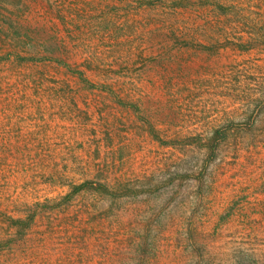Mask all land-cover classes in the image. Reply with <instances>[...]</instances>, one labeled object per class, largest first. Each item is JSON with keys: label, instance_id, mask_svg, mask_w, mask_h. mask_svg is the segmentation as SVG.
<instances>
[{"label": "rangeland", "instance_id": "rangeland-1", "mask_svg": "<svg viewBox=\"0 0 264 264\" xmlns=\"http://www.w3.org/2000/svg\"><path fill=\"white\" fill-rule=\"evenodd\" d=\"M14 2L13 13H26L22 54L61 60L0 66V199L14 212L25 201L48 211L68 182L95 174L139 176L147 190L119 201L85 194L41 211L18 246L0 250V264H264V4L243 20L212 6L171 11L136 0ZM8 96L18 107L1 109ZM144 118L165 140L257 121L252 133H229L196 183L169 176L197 174L205 153L162 147ZM187 218L201 232L198 262ZM139 236L149 244L140 261ZM0 237H8L1 218Z\"/></svg>", "mask_w": 264, "mask_h": 264}, {"label": "trees", "instance_id": "trees-1", "mask_svg": "<svg viewBox=\"0 0 264 264\" xmlns=\"http://www.w3.org/2000/svg\"><path fill=\"white\" fill-rule=\"evenodd\" d=\"M20 1V0H17ZM143 7L149 8H169L171 11H176L178 9H186L191 6H203V7H214L221 10V13L231 14L233 13L237 17H241L244 20L245 15L253 12L252 7L257 5L258 7L264 4V0H136ZM0 66H7L10 63L20 65L23 63L36 64L37 62H47L50 60L60 61L61 58L54 54L52 56H36V55H25L22 54L20 47L24 44L25 37L22 36L21 32V20L23 17L26 18V13L23 14H15L12 12L13 4L15 5L14 0H0ZM248 5V6H244ZM239 9V12H238ZM240 13V15H239ZM259 12H255L257 14ZM257 20H260L262 17L257 14ZM185 45L187 42H183ZM248 45H243L242 50H250L253 48V43L251 40L248 41ZM188 45V44H187ZM186 45V46H187ZM264 49V36L260 39L257 44ZM64 65H70L65 61H62ZM71 66V65H70ZM71 69L70 67H67ZM71 73L76 76L81 83L85 84L88 88H99L100 90L107 91L114 98L121 97L118 93H116L110 85L106 86L105 84H95L90 82L83 70H75ZM30 78L27 79L29 83ZM9 97V102L3 103L1 109H12L16 108L17 102L16 98ZM121 103V102H120ZM126 103V102H122ZM128 104V103H127ZM131 110L136 113H139V108L137 105L130 104ZM127 107V106H125ZM145 124L147 125V131H149L152 139L156 140L162 147L165 148H176L179 150L187 149V148H196L201 152L205 153L203 163L200 165V171L193 175L188 172L185 168L179 169L177 172L173 173V176H169V181L174 182L177 178L187 179L188 177L192 178L196 183L202 181L203 174L208 166L215 161L218 157L219 152L223 144L227 143L229 140V133L234 131H243V133L254 132L255 130V122L257 120L252 119H244L243 121H236L234 119H230L224 125L217 126L216 128L199 132L196 134L189 135H178L172 136L165 140L158 134V130H156L154 124H152L149 120L144 118ZM9 143V141H8ZM16 143V142H15ZM240 145H245L247 141L244 137L241 138L238 142ZM7 142L4 143V147ZM246 147H250L249 144H246ZM247 148H244V150ZM3 156L2 149L0 148V181H2V175L6 174V169L1 162V157ZM203 169V170H202ZM195 172V171H194ZM197 172V171H196ZM203 175V176H202ZM134 177V176H133ZM138 179V180H137ZM142 182L144 180H140L139 176H135V178L125 177V176H97L96 174L93 176H85L79 181H70L67 185V191L58 199H55L53 202V206L48 210H56L67 208L71 202L85 194H94L98 196H102L105 199H110L112 201H119L124 197L138 195L143 191L147 190V186H144L143 183L138 184L137 182ZM23 210H11L10 205L8 203H4L2 199H0V218L1 222L5 225L7 229L8 237H0V250H2L5 246L13 245L18 246L20 241L25 238L27 233L33 228L36 224L38 215L41 211H46L49 208V205L46 202L34 201V202H24ZM262 203V202H257ZM12 207V206H11ZM261 210H264V203L260 207ZM42 214V212H41ZM102 217V216H101ZM243 218L246 220V224L248 225L250 222L247 219V216L243 215ZM196 221H191L190 218H187L186 222L184 221L181 226L184 227V234L187 236V241H192V252L196 257V262H198V258L202 259L203 254L201 250L198 253L199 246L196 244L195 237H198L201 233L199 227L197 226ZM149 244L146 242V238L144 236H139L137 240L135 254L138 261L145 259L148 256ZM131 254V253H130ZM133 256V255H132ZM254 256V254H253Z\"/></svg>", "mask_w": 264, "mask_h": 264}]
</instances>
